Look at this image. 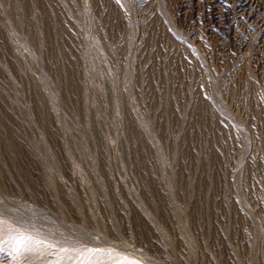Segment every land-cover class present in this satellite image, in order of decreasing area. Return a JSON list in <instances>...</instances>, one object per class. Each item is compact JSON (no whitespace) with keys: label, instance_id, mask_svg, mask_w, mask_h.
I'll list each match as a JSON object with an SVG mask.
<instances>
[{"label":"rangeland","instance_id":"374dc122","mask_svg":"<svg viewBox=\"0 0 264 264\" xmlns=\"http://www.w3.org/2000/svg\"><path fill=\"white\" fill-rule=\"evenodd\" d=\"M0 220L100 264H264V0H0Z\"/></svg>","mask_w":264,"mask_h":264},{"label":"snow or ice","instance_id":"6c2138e0","mask_svg":"<svg viewBox=\"0 0 264 264\" xmlns=\"http://www.w3.org/2000/svg\"><path fill=\"white\" fill-rule=\"evenodd\" d=\"M5 222L0 220V244L8 243L11 244L15 251L25 249L31 251L34 246L46 244L44 241L36 240L30 235L20 233L18 235H10L7 238L3 236ZM48 248L55 249V255L58 259L55 264H100L99 261L94 260L92 257L101 254L99 249H85L81 251L79 249H68V248H56L54 244H46ZM75 253V255H73ZM88 253L87 259H82Z\"/></svg>","mask_w":264,"mask_h":264},{"label":"bare ground","instance_id":"6f19581e","mask_svg":"<svg viewBox=\"0 0 264 264\" xmlns=\"http://www.w3.org/2000/svg\"><path fill=\"white\" fill-rule=\"evenodd\" d=\"M3 261H4V260H3ZM3 261H2V262H3ZM4 262H5V261H4ZM0 264H1V263H0ZM3 264H4V263H3ZM6 264H7V263H6Z\"/></svg>","mask_w":264,"mask_h":264}]
</instances>
